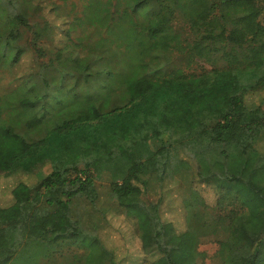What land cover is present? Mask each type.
<instances>
[{
  "label": "trees",
  "instance_id": "trees-1",
  "mask_svg": "<svg viewBox=\"0 0 264 264\" xmlns=\"http://www.w3.org/2000/svg\"><path fill=\"white\" fill-rule=\"evenodd\" d=\"M45 1L0 0V69L25 52L18 28L45 54L49 25L29 21ZM79 19L95 38H70L0 94V174L50 166L0 207V259L116 264L97 233L107 181L149 264H200L208 237L218 264H264V0H84ZM195 182L215 188L213 208ZM170 183L185 190L182 231L160 215Z\"/></svg>",
  "mask_w": 264,
  "mask_h": 264
},
{
  "label": "rangeland",
  "instance_id": "rangeland-1",
  "mask_svg": "<svg viewBox=\"0 0 264 264\" xmlns=\"http://www.w3.org/2000/svg\"><path fill=\"white\" fill-rule=\"evenodd\" d=\"M84 0H48L45 1L44 6L37 11L33 16L29 17L31 24L35 27H42L47 23L49 25L48 33L42 34L38 38L37 43L45 50V54L37 56L34 46L31 44L33 32L28 28H18L11 32V37H15L19 33L22 34L21 43L25 46V52L21 55L19 62L13 66L2 67L0 69V94L12 88L17 82L18 78L22 77L32 71L37 66L51 56V52L58 47L69 42L70 38L79 37L82 41H87L95 38L94 35L89 36L91 28L85 29L82 25L80 17L81 4ZM78 19V20H77ZM0 9V26H2ZM77 23L70 35L66 34L65 29ZM37 25V26H36ZM174 28L183 30L185 26L184 21L176 16L173 21ZM35 28V29H36ZM207 68V65L202 61H196L191 65L190 70L196 72ZM251 101L257 103L254 96ZM50 166L46 165L34 173L23 176L15 173L11 175L0 174V207L8 206L12 203V189L17 196L25 195L27 193L24 186L34 184L41 176L48 173ZM107 181L98 183L100 198L96 203L99 216L97 222V233L102 242L113 251L115 255L116 264H149L153 258L152 254L142 252L140 239L135 232L134 221L127 217L117 203L110 198L108 193ZM15 186V187H14ZM194 186L198 191V195L204 204L209 208L215 205L217 194L215 188L210 184L195 182ZM17 189V190H14ZM165 198L160 206V215L163 220L170 221L176 231L185 229L183 199H186L185 190L177 187V184H167L163 190ZM156 193L152 189L145 192L144 198L150 201L156 199ZM218 244L215 237H208L202 240L197 245V250L203 253L200 264H218L216 258V251ZM77 247L70 246L68 253L77 252ZM2 258V256L0 257ZM0 264H5L4 257ZM61 259L59 260V262Z\"/></svg>",
  "mask_w": 264,
  "mask_h": 264
}]
</instances>
